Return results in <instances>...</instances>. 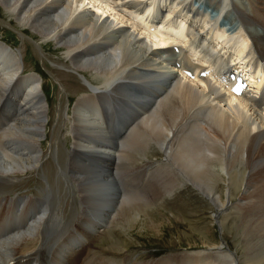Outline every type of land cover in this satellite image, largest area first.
<instances>
[{
  "label": "bare ground",
  "instance_id": "bare-ground-1",
  "mask_svg": "<svg viewBox=\"0 0 264 264\" xmlns=\"http://www.w3.org/2000/svg\"><path fill=\"white\" fill-rule=\"evenodd\" d=\"M113 1L115 4L110 0H0L24 30L32 31V38L42 40L45 47L57 45L63 54L58 65L74 72H60L59 80L66 85V92L71 91L68 77H83L89 90L77 96L78 115L84 112L82 106L98 107L100 97L106 105L103 110L97 108L103 115L102 120L93 122L95 125L68 120L76 141L64 172L71 174L66 175L68 181H73L72 186L78 190L79 204L76 198L71 202L73 209L79 205L78 210L74 209L75 216L70 217L72 208L63 212L52 188L37 198L38 203L24 198L26 205L14 206V216L0 225V230L8 228L0 234V264H200L199 251L141 262L124 254L113 255L96 244L103 239L107 244L122 246L113 231L136 226L140 214L152 211L166 195L188 184L213 202L218 218L227 220L233 215L237 221L235 231L242 245L236 250L226 242L209 246L208 255L215 258L214 264H264V97L250 100L245 94H232L226 98L222 95L225 87L215 88L218 82L212 76L219 73L216 65L209 68L206 77L196 74L195 79L171 66V56H178L164 47L171 41V33L152 19V12L157 6L171 8L175 18L181 16L175 10L179 6L168 0ZM181 1L192 12L203 11L202 22L226 14L224 24L229 32L222 28L219 34L227 32L224 53L229 51L233 61L245 64L255 50L264 60V0ZM132 12L139 20L135 24L126 18ZM167 16L168 12L166 20ZM175 21L190 25L188 21ZM206 27L200 26L202 31ZM212 33L206 30V37L211 38ZM177 35L180 42L175 45L187 67L188 57L180 45L196 47L191 37ZM230 36L238 38L241 50H228L232 45ZM4 46L0 44V107L17 96L19 100L14 104L21 110L17 118L6 116L8 127L0 131V192H9L13 184L25 181L26 175L45 169L41 144L44 136L51 134L52 119L48 117L49 103L37 90L42 82L29 75L23 88L19 76L25 66L17 55L14 57L15 51L7 52ZM193 53L198 65L209 63L199 51ZM221 58L229 61L226 56ZM197 64L187 70L193 71ZM252 81L259 89L262 81ZM28 82L31 86L27 88ZM161 92L165 93L163 98ZM75 94L72 89L68 99L73 100ZM157 95L161 100L141 119L144 112L137 108L143 110ZM57 107L60 115L61 103ZM119 119H124L123 123L134 119L123 137L122 131L117 136L114 130ZM118 144L120 148H116ZM153 149L163 152L164 157L145 160ZM131 173L133 177L128 178ZM144 178L147 184L139 188ZM118 179L132 185L121 192ZM220 185L226 195L224 191L219 193ZM231 187L239 194H233ZM3 207L0 203V210ZM227 209L229 215L223 213Z\"/></svg>",
  "mask_w": 264,
  "mask_h": 264
},
{
  "label": "rangeland",
  "instance_id": "rangeland-1",
  "mask_svg": "<svg viewBox=\"0 0 264 264\" xmlns=\"http://www.w3.org/2000/svg\"><path fill=\"white\" fill-rule=\"evenodd\" d=\"M244 1L241 0L242 3ZM126 23L132 28L131 23L127 21ZM251 28L255 32L261 33L258 27L251 26ZM31 34V30H24L0 4V44L2 46L5 45L4 47L7 52H16L14 57L17 55L18 61L22 62L25 66L23 73V75L25 74V78L33 75L40 83L42 82V88L38 85L37 90H40L42 93L44 102L49 103L51 115L48 117L50 120L52 119L49 129L51 134L47 138L44 136L41 144L44 150L43 162L45 169L42 168L38 172L32 173V175H26L25 181L17 182L9 188V192L5 191L6 193H1L14 194L20 192L25 196L44 197L46 190L52 188L63 207V212H69L72 208V198H76L74 201H77V204H79V201L77 198L78 190L72 186L74 182L71 180L69 182L66 176L69 172H64V167L67 165L71 149L73 148L72 146L76 141L74 134L70 130L71 121L68 120L69 118L80 119L84 123L95 125V123L93 124V119H89L87 115H84V112H86V114L92 117L90 108L82 106L84 114L81 112L82 114L78 115V107L75 102L77 96L88 92L86 90H89V87L85 84L81 75L74 74L75 77H68L70 79L67 81V84L70 86L68 89L71 91L75 89L76 92L73 100L72 98L68 99V94L71 91L66 92V85L60 82V72L63 74H68L69 72L73 74L74 72L70 71L66 66L61 67V65H58V58L63 56V54L58 52L55 43L45 47L42 40H35ZM69 81L71 82L69 83ZM25 82L26 80L24 84H27ZM29 85L31 86L28 82L27 88L30 87ZM59 103L62 105L60 115L57 107ZM61 113L64 116L63 120L61 119ZM61 125L65 129L61 127L62 129L55 130L57 126L60 127ZM162 156L164 157L163 152L153 149L152 152L148 153V157L145 160H156V158H161ZM69 175L71 174L69 173ZM223 186L220 185V188H218L220 194L224 191ZM181 187L178 186V190L166 195L162 199V202H158L159 206L154 205L155 209L152 211H149L147 214H140L137 223L134 224L136 226L130 228L126 226L127 229L118 228L113 231V235L118 237L123 247L107 244L103 239L101 241L97 240V246L100 248L102 246L104 251H111L113 255L124 254L123 256L130 257L132 261L141 262H153L166 254H191L193 251H199L201 253L200 264H214L216 262L208 256L209 251L207 249L212 244L226 242L232 250L240 248L242 239L238 234L236 235L234 225L237 221H235L233 215L227 220L223 216L218 218L213 202L197 190L196 187L191 185ZM234 188L231 187L230 191L232 192ZM224 194L226 195V191H224ZM233 194L238 195L239 191ZM78 208L79 205L74 209L78 210ZM74 209L73 213H70L71 218L76 214ZM230 209L232 210V208ZM230 209H227L228 212L225 210L223 213L229 215Z\"/></svg>",
  "mask_w": 264,
  "mask_h": 264
}]
</instances>
